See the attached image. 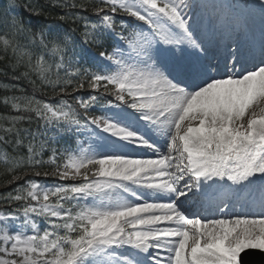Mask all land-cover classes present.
Returning a JSON list of instances; mask_svg holds the SVG:
<instances>
[{
  "label": "snow or ice",
  "instance_id": "obj_1",
  "mask_svg": "<svg viewBox=\"0 0 264 264\" xmlns=\"http://www.w3.org/2000/svg\"><path fill=\"white\" fill-rule=\"evenodd\" d=\"M51 6L77 7L67 0ZM256 7L258 45L239 38L253 19L245 8ZM25 11L41 14L31 4ZM94 12L99 23L85 25L79 41L104 49L99 56L106 67L94 73L82 65L70 34H52L18 14L0 13L5 70L16 80L36 74L59 97L47 102L6 95L0 101L13 113L0 116V148L8 153L12 174L8 184L23 180L29 170L62 181L83 176L84 181L49 186L26 180L15 194L0 195L16 204L12 213H0V223L8 222L0 227L5 233L0 264H247L250 250L264 253V109L259 115L250 112L264 101V0L258 5L100 0ZM118 12L142 24L125 26ZM70 15L65 11L60 19ZM246 63L253 67L244 69ZM53 65L66 77L74 69L76 76L62 79ZM85 84L96 93L87 100L68 91ZM107 97L112 99L103 114L91 115ZM61 140L62 151L54 147ZM161 140L167 151L155 159L100 154L103 147L127 145L159 153ZM46 153L53 163L67 155V162L52 173L36 171ZM90 166L105 182L88 180ZM131 185L167 194V199L129 202L142 195ZM117 188L127 200H110ZM244 194L250 199L243 200ZM73 202L79 208L75 214ZM196 205L207 215L193 213ZM39 217L47 223L42 234ZM60 228L80 234L62 236L55 231Z\"/></svg>",
  "mask_w": 264,
  "mask_h": 264
},
{
  "label": "trees",
  "instance_id": "obj_2",
  "mask_svg": "<svg viewBox=\"0 0 264 264\" xmlns=\"http://www.w3.org/2000/svg\"><path fill=\"white\" fill-rule=\"evenodd\" d=\"M55 2V0H0V13L7 12L10 15H19L23 17V19L33 28H43L46 31L50 30L52 34H70L77 41L76 51L82 55V65H93L96 64L93 59V55L98 56L103 48H99L95 45H81L80 37L83 35L85 31V25L91 26L92 24L99 23V20L94 12L95 7L100 6V0H67L70 4H76V8L72 9H61V8H53L51 5ZM31 4L35 11H39L41 14L38 16H32L29 12L25 11V7ZM83 6V7H80ZM86 9V10H85ZM65 11L70 12V16L65 19H60V17L64 14ZM119 18H122L125 26H130L134 24H142V22L136 21L134 18L127 16L124 13L118 12L116 14ZM74 16L75 20L71 17ZM119 28V27H118ZM117 28V29H118ZM86 49V50H85ZM52 63V61H49ZM53 73L59 74L62 79H66L68 77H75L76 73L71 72L68 69V76H65V73L62 69L58 70L53 65L52 68ZM14 73L11 70H5V66L3 62H0V101L3 100L6 95H16V96H35L36 99L44 100L47 102H55L59 99L56 97L52 88L49 85L42 84L39 80L38 75L33 74L29 79H13ZM55 79V76H53ZM35 81V83H33ZM77 81L73 79V85H75ZM7 86V87H5ZM111 88V86H109ZM15 89V90H13ZM69 93L72 96H75L77 100H87L90 95L96 94L90 89L87 84H85V88L81 89L77 92H72V88L69 87ZM103 90H101L102 92ZM68 99L70 103H73L68 96L64 97ZM112 99L111 97H107V99L100 100V103L97 108L91 110V115H98L100 112V108L106 106L108 104V100ZM81 112L83 109H79ZM13 113L10 112L9 108L0 103V116L11 115ZM3 123V121H0ZM35 127V125H32ZM65 141L61 140L58 145H54V147H59L62 151L64 147ZM8 153L3 148H0V195L13 192L16 189L17 184L24 185L26 180H58L59 177L56 175H40L35 176L32 170L28 171V175L25 176L23 180H19L14 184H8V181L12 179V174L9 171L7 165ZM43 159L45 161L44 166L41 168L35 169L36 171L41 172H55L57 166L60 167L65 162V156L56 159L55 163L50 159V154H44ZM95 167H91L93 170ZM69 182H74L73 180H69ZM13 194H15L13 192ZM23 203V202H21ZM16 208V204L9 205L5 202L4 199L0 198V211L12 213ZM78 232V231H77ZM75 236V234L73 235Z\"/></svg>",
  "mask_w": 264,
  "mask_h": 264
},
{
  "label": "rangeland",
  "instance_id": "obj_3",
  "mask_svg": "<svg viewBox=\"0 0 264 264\" xmlns=\"http://www.w3.org/2000/svg\"><path fill=\"white\" fill-rule=\"evenodd\" d=\"M257 1L258 0H227V2H229V3L239 4V5H258V2ZM256 8H253V9L245 8V12L246 13L249 12V11L251 12V16L253 17V19L250 21L251 28L248 29L246 33H241L239 38L241 40H244V41H255L256 44L258 45L259 38H260L261 21H260L259 8L258 7H256ZM119 30L120 29L118 28L117 31H119ZM92 60H94V62L96 64L89 65V66H86L85 64L83 65L88 70L89 73H94L97 70L106 67L105 61L102 60L99 55L98 56L93 55V59ZM69 70L71 72L76 73L74 69L69 68ZM106 107H107V105L104 106L103 108H101L98 115H102L103 114V109H105ZM262 109H264V101H261L258 104H256L252 109H250V112H256L257 115H259ZM248 118H249V116L246 115L245 118H244V122L245 123L247 122ZM195 124H198V121L197 122H194V126H195ZM83 139H86L88 141H91L94 138L93 137H84ZM137 148H140V147L134 146V145H127V146L121 147L119 149H113V148H110V147H103L100 150V154H107V153H113L114 152V153L119 154V155H124L127 158H129V159H141V158H138V156L135 155L134 153H131V155H130V151L133 152ZM145 150H146V153L147 154H153V149L146 148ZM64 156L66 158L65 159V162H67V155H64ZM146 157L148 158V157H152V156H145L144 158H146ZM62 166H61V168H62ZM91 167L92 166H90V168ZM83 171L84 170H82V172ZM95 172H96V168H94L93 170L90 169L88 171V180L89 181H97L98 180V181H100L102 183L105 182V178L99 177V176L95 175ZM36 181L39 182L42 185H49V186H55V185H58V184L70 185V184H73L74 183V182H71L70 183L69 180H63L62 181L60 179H58V180H51V181L50 180H48V181H46V180L45 181L36 180ZM82 182H84L83 181V176H79L75 180V183L76 184H79V183H82ZM117 183H120V182L117 181ZM123 183L124 184H128L129 182H123ZM130 187L136 189L139 193H141L142 194L141 196H143L144 194H146V191L148 190L146 188H137L135 185H131ZM149 191H152V190L149 189ZM52 199L54 200L55 198H52ZM133 199H135V198H133ZM139 199H137V200H139ZM248 199H250V197H248L247 200ZM110 200L113 201V202L114 201H118V200L119 201H125V200H127V194L123 193V190L120 189V188L114 189L113 190V194L110 197ZM137 200H134V201H137ZM145 202H148V201H145ZM84 203H85L84 201H80L79 202L80 207H83L84 206ZM88 203H91V200H89ZM64 206L67 208L70 205L68 203H65ZM71 206L73 207V214H75L77 211H79V208H77L75 206V202H73ZM0 213H3L5 215L10 214V213L3 212V211H0ZM21 219H22V217H21ZM36 219H37V223H38V229H39V231L42 234L43 230L47 227L46 219L43 218V217H39V218H36ZM4 223H8V222L5 221L3 223H0V227H2ZM57 223H63V222L62 221H57ZM11 231L14 233L16 231L15 227H13L11 229ZM24 231L27 234H31L30 228L24 229ZM55 231L59 235H62V236H71L72 238H77V236L80 234L78 230H77L78 232L77 231H72V233L77 232V235L76 236H72L70 234L69 230L64 229V228H60V229H57ZM4 234H5L4 232H0V237H2ZM4 246H5L4 242L2 240H0V248H2ZM8 246L10 247V242H9V245ZM256 251L257 252L252 251V250L249 251L250 254H251V256H252V258H251L250 261L258 260L257 261L258 264H264V253L260 252L259 250H256ZM0 255H3V254L0 253ZM162 255H168V254L165 251V252L162 253ZM5 258H8V257H5ZM106 260H107V258H106Z\"/></svg>",
  "mask_w": 264,
  "mask_h": 264
},
{
  "label": "bare ground",
  "instance_id": "obj_4",
  "mask_svg": "<svg viewBox=\"0 0 264 264\" xmlns=\"http://www.w3.org/2000/svg\"><path fill=\"white\" fill-rule=\"evenodd\" d=\"M184 54L185 55H187V54L189 55V53H184ZM256 63H258V61ZM252 67H253V64H251V63H246L244 65V69H251ZM159 146H160V152L159 153H157V152H155L153 150V154H147L146 150H145L147 147H140V148L135 149L133 152L130 151V155H131V153H134L135 155L138 156V158H141V159H155L159 155H161V154H163V153H165L167 151L166 145L164 144V142L162 140L159 141ZM145 156H152V157L144 158ZM248 197L249 196L247 194H244L243 195V200L246 201ZM166 199H167V194L156 193L154 191H149V189H148L146 191V194L141 196L139 200L132 199L130 202H132V203H144L145 201L153 202V201H161V200H166ZM134 200H137V201H134ZM192 212L193 213L200 212V213H202V215H207V213H203V209L201 208L200 205L194 206L193 209H192ZM237 212H239V208L238 207H237ZM249 214H252V213H249ZM255 214L258 215V210L256 211ZM162 256L166 257L167 255H162Z\"/></svg>",
  "mask_w": 264,
  "mask_h": 264
},
{
  "label": "water",
  "instance_id": "obj_5",
  "mask_svg": "<svg viewBox=\"0 0 264 264\" xmlns=\"http://www.w3.org/2000/svg\"><path fill=\"white\" fill-rule=\"evenodd\" d=\"M247 264H250V263H247Z\"/></svg>",
  "mask_w": 264,
  "mask_h": 264
}]
</instances>
